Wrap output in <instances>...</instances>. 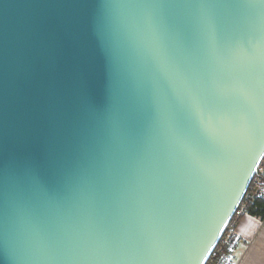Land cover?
Masks as SVG:
<instances>
[{
  "label": "water",
  "instance_id": "1",
  "mask_svg": "<svg viewBox=\"0 0 264 264\" xmlns=\"http://www.w3.org/2000/svg\"><path fill=\"white\" fill-rule=\"evenodd\" d=\"M152 2L0 0L6 264H204L233 216L264 153V5ZM69 18L70 40L57 41ZM161 46L205 104L212 131L192 148L167 125L171 89L152 57ZM48 55L73 109L58 197L42 190V162L18 149Z\"/></svg>",
  "mask_w": 264,
  "mask_h": 264
},
{
  "label": "snow or ice",
  "instance_id": "2",
  "mask_svg": "<svg viewBox=\"0 0 264 264\" xmlns=\"http://www.w3.org/2000/svg\"><path fill=\"white\" fill-rule=\"evenodd\" d=\"M264 5V0H259ZM106 8L140 7L155 8L158 4L152 0H104ZM57 41L70 40L72 21L69 18L55 26ZM156 71L160 81L167 83L171 96L166 101V119L169 129H180L187 133L185 146L192 148L204 143L211 134V127L204 117L205 104L201 96L181 70L172 63L161 46L153 54ZM60 64L58 55L42 57L37 64L34 78L33 104L31 109V132L28 138L21 140L18 149L38 159L49 173L47 187L42 190L60 195V185L55 171L57 154L65 147H70L73 137V109L69 97L60 87ZM3 162V148L0 145V165ZM11 219L9 210V192L6 189L3 169L0 167V230ZM40 233L41 231L34 230ZM3 237L0 236V240ZM210 251V250H209ZM164 259V255L160 257ZM191 258H198L193 256ZM8 257L0 248V264H6Z\"/></svg>",
  "mask_w": 264,
  "mask_h": 264
},
{
  "label": "built area",
  "instance_id": "3",
  "mask_svg": "<svg viewBox=\"0 0 264 264\" xmlns=\"http://www.w3.org/2000/svg\"><path fill=\"white\" fill-rule=\"evenodd\" d=\"M252 197L264 200V153L255 167L233 216L204 264H236L232 252L236 243L240 241V237L236 232L235 224L238 217L245 213L246 201Z\"/></svg>",
  "mask_w": 264,
  "mask_h": 264
},
{
  "label": "crops",
  "instance_id": "4",
  "mask_svg": "<svg viewBox=\"0 0 264 264\" xmlns=\"http://www.w3.org/2000/svg\"><path fill=\"white\" fill-rule=\"evenodd\" d=\"M235 229L240 237L232 252L236 264H264V217L243 213Z\"/></svg>",
  "mask_w": 264,
  "mask_h": 264
},
{
  "label": "trees",
  "instance_id": "5",
  "mask_svg": "<svg viewBox=\"0 0 264 264\" xmlns=\"http://www.w3.org/2000/svg\"><path fill=\"white\" fill-rule=\"evenodd\" d=\"M245 213L257 217H264V200L257 197H252L246 201Z\"/></svg>",
  "mask_w": 264,
  "mask_h": 264
}]
</instances>
